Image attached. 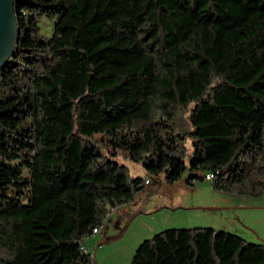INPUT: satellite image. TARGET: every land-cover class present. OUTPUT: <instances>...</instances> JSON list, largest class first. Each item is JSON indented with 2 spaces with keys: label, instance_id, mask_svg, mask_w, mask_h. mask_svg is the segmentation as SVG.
<instances>
[{
  "label": "trees",
  "instance_id": "1",
  "mask_svg": "<svg viewBox=\"0 0 264 264\" xmlns=\"http://www.w3.org/2000/svg\"><path fill=\"white\" fill-rule=\"evenodd\" d=\"M14 14L0 70V264H34V232L49 252L70 249L58 264H94L83 241L149 177L186 171L192 186L212 173L217 190L264 192V0H15ZM131 264H264V244L167 229Z\"/></svg>",
  "mask_w": 264,
  "mask_h": 264
},
{
  "label": "rangeland",
  "instance_id": "2",
  "mask_svg": "<svg viewBox=\"0 0 264 264\" xmlns=\"http://www.w3.org/2000/svg\"><path fill=\"white\" fill-rule=\"evenodd\" d=\"M41 25L42 33L48 36L50 23L42 20ZM95 137L107 144L104 137ZM185 145L189 150L190 140ZM107 150L112 152L109 146ZM114 159L126 165L132 177L147 176L140 164L125 155L118 154ZM186 178V171L173 184L167 183L163 175L149 177L150 183L133 202L116 208L114 213L110 210L98 236L103 241L91 242L92 236L83 241L94 264H131L142 241L167 229L212 228L250 243L264 244V192L257 197L241 196L217 190L212 181L196 180L192 186L187 185ZM47 234H32L34 264H58L69 257L68 248L65 252L47 250Z\"/></svg>",
  "mask_w": 264,
  "mask_h": 264
},
{
  "label": "water",
  "instance_id": "3",
  "mask_svg": "<svg viewBox=\"0 0 264 264\" xmlns=\"http://www.w3.org/2000/svg\"><path fill=\"white\" fill-rule=\"evenodd\" d=\"M14 4L15 0H0V70L10 59L17 42Z\"/></svg>",
  "mask_w": 264,
  "mask_h": 264
},
{
  "label": "built area",
  "instance_id": "4",
  "mask_svg": "<svg viewBox=\"0 0 264 264\" xmlns=\"http://www.w3.org/2000/svg\"><path fill=\"white\" fill-rule=\"evenodd\" d=\"M204 179H205L206 181H211V173L206 174ZM149 183H150L149 180L146 179V180L144 181V186H145V185H148ZM115 210H116V208H115V209H112V210H111V213H114ZM111 213H109V214H111ZM109 214H108V215H109ZM80 251H82L83 253H87V252H88L87 249H86L85 247H80Z\"/></svg>",
  "mask_w": 264,
  "mask_h": 264
},
{
  "label": "crops",
  "instance_id": "5",
  "mask_svg": "<svg viewBox=\"0 0 264 264\" xmlns=\"http://www.w3.org/2000/svg\"><path fill=\"white\" fill-rule=\"evenodd\" d=\"M100 230H101V229H100ZM100 230H99L94 236H92L91 239H89V238H88V239H89L91 242H96V241H97L98 244H99L100 241H103V240H99V239H98V236H99ZM98 244H97V245H98ZM83 246H84L85 248H87V247L85 246V244H83Z\"/></svg>",
  "mask_w": 264,
  "mask_h": 264
},
{
  "label": "bare ground",
  "instance_id": "6",
  "mask_svg": "<svg viewBox=\"0 0 264 264\" xmlns=\"http://www.w3.org/2000/svg\"><path fill=\"white\" fill-rule=\"evenodd\" d=\"M214 175L211 173V181L214 179ZM103 226H100L99 228H96L93 230V235H95ZM92 236V235H91Z\"/></svg>",
  "mask_w": 264,
  "mask_h": 264
}]
</instances>
